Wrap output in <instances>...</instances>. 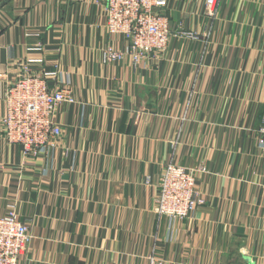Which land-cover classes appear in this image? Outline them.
I'll use <instances>...</instances> for the list:
<instances>
[{
  "label": "crops",
  "instance_id": "1",
  "mask_svg": "<svg viewBox=\"0 0 264 264\" xmlns=\"http://www.w3.org/2000/svg\"><path fill=\"white\" fill-rule=\"evenodd\" d=\"M105 5L0 0V118L31 58L56 65L75 99L36 157L0 122V216L15 208L31 235L21 264H264V0H222L213 16L205 0H167L160 11L182 32L136 66L104 58L126 46L107 33ZM168 163L203 168L207 198L172 227L156 213Z\"/></svg>",
  "mask_w": 264,
  "mask_h": 264
},
{
  "label": "built area",
  "instance_id": "2",
  "mask_svg": "<svg viewBox=\"0 0 264 264\" xmlns=\"http://www.w3.org/2000/svg\"><path fill=\"white\" fill-rule=\"evenodd\" d=\"M222 0H205L206 12L213 16ZM167 0H106L105 29L109 35L123 37L122 50L108 46L104 58H130L136 66L147 58L162 56L182 28L175 29L170 18L160 11ZM180 25V24H179ZM189 38L195 33L185 32ZM42 50L49 51L47 48ZM45 58H31L20 63L17 79L5 91L1 129L9 143L21 146L24 155L32 158L44 154L57 144L62 126L56 119L60 105L74 103L69 88L58 82L61 74L55 65L45 68ZM258 145L264 153V117L258 129ZM203 168L166 164L157 182L158 219L166 218L172 227L175 222L191 218L206 204L199 188ZM31 239L29 225L22 221L15 208L0 216V264H21ZM149 264H175L151 257Z\"/></svg>",
  "mask_w": 264,
  "mask_h": 264
}]
</instances>
